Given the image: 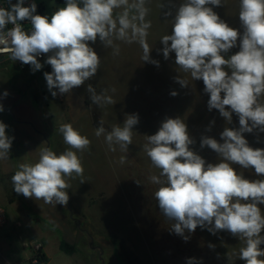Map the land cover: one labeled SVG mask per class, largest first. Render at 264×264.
<instances>
[{
  "label": "clouds",
  "instance_id": "1",
  "mask_svg": "<svg viewBox=\"0 0 264 264\" xmlns=\"http://www.w3.org/2000/svg\"><path fill=\"white\" fill-rule=\"evenodd\" d=\"M8 5L0 7V54L30 65L33 72L43 67L37 57L48 54L44 63L52 71L45 72L44 77L53 97L58 92H71L96 75L101 58L90 42L95 44L97 38L105 48H114V54H119L114 41L137 43L143 62L159 67V61L150 57L152 48L147 42L152 25L146 20L150 11L146 0H66L51 17L36 14L35 2L24 6L25 0L15 4L8 0ZM222 6V0H182L175 6L169 3L163 16L171 19V34L161 38L163 47L158 52L165 60L175 53V64L190 73L193 81H203L204 92L209 95L208 110H218L229 124L235 113L239 128L225 127L219 141L201 137L200 147L218 154L220 159L215 164L190 148L195 141L179 117L162 121L155 134L146 136L143 150L160 169L159 176L153 175L150 180L160 185L154 196L161 213L174 221L171 229L175 234L187 241L185 232H195L198 226L213 235L227 231L244 241L239 260L264 264V248L260 247L264 244V211L259 207L264 205V179H247L234 167L252 169L257 177H264V149L251 147L244 135L254 130L264 132V103L260 100L264 96V0H239L240 28L230 26L214 11V7ZM160 7L164 9L165 4ZM21 21H28L30 29L22 27ZM8 25L12 27L6 28ZM237 47L239 50L229 55ZM175 79L182 87L188 86L179 76ZM87 91L97 106L113 103L112 97L104 94L106 90L97 93L88 84ZM138 123V114H129L122 126L111 130L100 121L95 135H104L110 151L119 146L127 152ZM7 127L0 121V160L9 158L14 140L6 134ZM58 131L69 147L60 154L45 147L36 163L20 164L11 177L17 194L46 204L67 205L70 184L66 178L83 176L77 153L89 149L91 141L70 123L62 124ZM126 159L122 156L120 163ZM226 256L231 260L228 253ZM188 264H194V258Z\"/></svg>",
  "mask_w": 264,
  "mask_h": 264
},
{
  "label": "rangeland",
  "instance_id": "2",
  "mask_svg": "<svg viewBox=\"0 0 264 264\" xmlns=\"http://www.w3.org/2000/svg\"><path fill=\"white\" fill-rule=\"evenodd\" d=\"M35 2L43 5L44 15L49 17L65 6L55 0ZM181 2L146 0V7L150 9L146 20L152 25L147 42L152 48L150 57L159 61V67L143 62V52L137 43L114 41V45L119 46V54H114V48H105L99 38L95 44L90 42L101 64L96 75L79 87L83 92L81 103L73 90L64 94L66 105L60 103L58 94L51 95L44 77L45 72L52 71L50 65L42 63V69L33 72L7 63L11 72L0 71V105L3 107L0 121L8 126L6 134L14 137L9 153L12 175L20 164L38 161L42 149L38 153L37 145L44 144L43 148H51L57 154L69 147L58 131L62 124H72L91 141L89 149L77 153L84 168L83 176L66 178L70 184L66 190L67 205L46 204L43 200L17 194L13 190L12 175L0 165V208L6 216L4 224L0 225V264H4L2 259L9 264H37L33 257L43 252L42 241L54 259L52 264H188L192 258L194 264H245L238 258L244 241L227 231L213 235L198 226L195 232H185L187 241L175 234L171 229L174 221L161 213L154 196L160 185L150 180L153 175L159 176L160 169L153 166L143 146L147 143L146 136L155 134L165 119L184 120L195 141L190 148L213 164L220 158L210 148L200 147L201 137L219 141L225 127L239 128L235 113L229 124L218 110H208L209 95L204 92L203 81H193L190 73L177 66L175 53H170V58L165 60L162 52H158L163 47L161 38L171 34L172 29L171 19H165L163 12L168 10L169 3L175 6ZM222 3L223 6L214 7V11L230 26L240 28L239 0H222ZM161 4H165L164 9ZM172 10L174 12L175 8ZM238 50V47L233 48L229 55ZM177 76L187 81L188 86L182 87L175 79ZM88 84H92L97 93L106 90L104 94L111 96L113 103L93 104ZM41 88L47 99H43ZM173 91L177 95H171ZM260 100L264 103V96ZM19 101H30L32 112L20 113ZM129 114L139 117L129 150L122 152L115 146L116 151H110L104 135H95L96 127L100 121L107 130L122 126ZM213 120L215 123L210 124ZM11 122L24 124L12 128ZM244 135L251 147L264 149V132L254 130ZM122 156L127 157L123 164L120 163ZM4 161L0 160V164ZM234 167L247 179H264L257 177L252 169ZM259 207L264 211V205ZM35 239L42 241L35 242ZM209 244L215 247L210 248ZM260 247L264 248V244Z\"/></svg>",
  "mask_w": 264,
  "mask_h": 264
},
{
  "label": "crops",
  "instance_id": "3",
  "mask_svg": "<svg viewBox=\"0 0 264 264\" xmlns=\"http://www.w3.org/2000/svg\"><path fill=\"white\" fill-rule=\"evenodd\" d=\"M120 10L118 9V10H116V12H119ZM114 44H115V42H114ZM42 64V63H41ZM45 64V63H44ZM47 66H49V65H47ZM12 69V68H11ZM28 69H31V67H29ZM28 69H26V70H28ZM2 70V72L1 73H8V72H11V70L10 69H8V65H4V66H2L1 67V69H0V71ZM17 70V69H16ZM4 73V74H5ZM12 73H15V72H13L12 71ZM8 76V75H7ZM6 76V77H7ZM8 78V77H7ZM80 89L81 88H74L73 89V93L76 95V99L78 100V99H80L79 101V103H81L82 102V97H83V92L82 91H80ZM41 94H42V96H43V99H47V96H46V92L44 91V88H41ZM57 92H58V89H57ZM58 100L60 101V103L62 104V105H66V104H68V103H66L67 101H66V96L64 95V94H59V92H58ZM78 102V101H77ZM19 103H20V105L18 106V108H17V110L20 112V113H30V112H32L31 110V106L29 105L30 104V101L28 102V101H19ZM46 103H48V102H46ZM25 107V108H24ZM23 109H28L29 111H25V110H23ZM22 124H24V123H20V122H17L16 124H15V122H11V127L12 128H14L16 125H19V126H21ZM25 125H27V124H25ZM36 144V143H35ZM43 147H44V144H43V146L42 145H37V152L39 153V151L41 150V149H43ZM1 166H4L5 167V169H6V172H8L9 174L8 175H12V167H11V162H10V160H9V158L8 159H6V161H4L2 164H0ZM19 225V224H18ZM17 225V226H18ZM39 242V241H42L41 239H35V242ZM42 243H43V245H44V248H43V253L45 254V256H46V259H47V262H46V264H52V262H53V258L51 257V255L49 254V252H48V249H47V247H46V245H45V243L42 241ZM33 260H35L34 259V257H33ZM2 261H3V263L4 264H9V261H6L5 259H2ZM36 261V260H35ZM34 262V261H33ZM11 263V262H10ZM31 263V262H30ZM31 264H33V263H31Z\"/></svg>",
  "mask_w": 264,
  "mask_h": 264
},
{
  "label": "built area",
  "instance_id": "4",
  "mask_svg": "<svg viewBox=\"0 0 264 264\" xmlns=\"http://www.w3.org/2000/svg\"><path fill=\"white\" fill-rule=\"evenodd\" d=\"M56 2L61 1V0H55ZM17 2V0H11V3L15 4ZM35 2V0H25V5L24 6H28L30 3ZM36 3V2H35ZM37 4V12L36 14L42 15L44 16V11H43V5L41 4ZM0 7H4V8H8V0H0ZM22 27H24L26 30L30 29V23L28 21H21L20 22ZM12 25H8L6 26V28H11ZM47 55L48 54H42L41 56L37 57V59L39 60L40 63H44V61L47 59ZM7 63H11L13 64L16 68L25 71L26 69H28L29 67H31L30 65H25L20 61H12L9 58V54H0V68L2 66H4ZM5 211L0 208V225L4 224L5 222ZM37 248H39V246H37Z\"/></svg>",
  "mask_w": 264,
  "mask_h": 264
},
{
  "label": "trees",
  "instance_id": "5",
  "mask_svg": "<svg viewBox=\"0 0 264 264\" xmlns=\"http://www.w3.org/2000/svg\"><path fill=\"white\" fill-rule=\"evenodd\" d=\"M65 2H66V0L58 1V3H65ZM43 11H44V8H43ZM34 259L38 261L37 264H46V262H47L46 256H45V254H44L43 252H41V253L39 252V253L35 256Z\"/></svg>",
  "mask_w": 264,
  "mask_h": 264
}]
</instances>
